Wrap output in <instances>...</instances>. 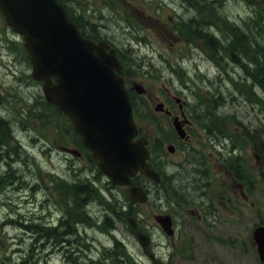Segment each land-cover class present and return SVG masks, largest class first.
I'll return each instance as SVG.
<instances>
[{
	"label": "rangeland",
	"instance_id": "rangeland-1",
	"mask_svg": "<svg viewBox=\"0 0 264 264\" xmlns=\"http://www.w3.org/2000/svg\"><path fill=\"white\" fill-rule=\"evenodd\" d=\"M78 1L81 7L85 5L87 9L91 8L89 11L91 20L100 26L103 35L109 40L116 41L121 46L118 40L124 43L122 30L129 35L126 34L128 37L142 39L138 46L134 45L137 39H133L129 44L142 55L143 60L155 61V65L148 66L149 72L146 73L148 75L143 76L137 72L139 74L137 82L143 84L146 89L144 97L147 101L144 103L149 110L154 111L155 104L160 99L166 98L164 95L166 90L174 85L182 90L178 95L186 102L189 114L195 117L196 105L200 102L202 105V101L211 103L210 98L220 93L218 76L222 82L221 88L223 85L225 100L219 106L218 112L228 117L225 126L227 129L229 126L231 140L227 142L224 137L212 138L210 134L203 132L197 122H193L190 128L192 140L185 147L188 164L178 165L177 162L182 155L179 146L173 154L164 155L163 162L167 173L174 170V177L180 178L182 175H187L195 159L202 157L203 163L210 169L211 185L209 184L208 194L212 197L227 195L229 198H196L200 193L197 180L189 184L180 183V192L184 195L181 199L176 197L175 200H179L182 205L167 203L164 199L151 198L150 202L138 206L136 212L140 214L139 220L151 231V247L154 250V256L164 257L166 264H258L255 248L249 240V232L260 218L264 219V137L250 140L244 131H250L253 128L264 130V117L257 105H251L239 94L230 98L231 96L227 93V87H229L227 74L224 69L220 71L221 67L211 61L210 51L202 38L191 39L192 36L187 38L174 30V18L177 14H180L183 20L192 16L198 18L197 14L192 13L194 8H190L186 0ZM210 1L208 8L211 9V13L203 12L206 17H215L216 23L224 27L230 24L243 25L241 30L244 29L245 22L250 19L249 15L252 11L263 7L262 0ZM208 31L218 35L216 26L208 28ZM10 32L11 29L6 26L0 13V39L6 33L10 36ZM125 43L127 46L128 42ZM254 50L256 51L257 47ZM1 53L3 55L2 57L0 55V95L12 100L11 105H6V110L12 115L17 114V111L21 109L32 110L31 113H33L36 106H41V104H35V99L40 93V86L31 83L32 79H28L31 81L30 84L26 83L28 70L21 59L15 68L11 67L15 71V75L12 76L6 66L7 58L3 52ZM176 65L177 69L173 71L172 68L175 66V69ZM180 68L183 70V75L178 72ZM233 69L236 77L243 73L237 66H233ZM229 70L231 71L232 68H228ZM18 79H23V82H17ZM15 84H17L15 86L18 87L17 90L13 88ZM256 90L264 98L260 88ZM254 94L252 96L257 97L256 93ZM171 107L177 109L175 104H171ZM154 115L160 122L167 125L166 119H162L155 111ZM195 118L198 121L197 117ZM145 124L147 132L152 133L151 121L147 120ZM28 125L31 127L25 128L26 126L16 124L10 127V131L5 132L7 143L14 146L18 141L25 152L22 153V160H15L19 157L13 159L14 161L6 159L7 162L14 163L16 168L23 170L24 182L19 184V187L9 185L6 188H0V223L5 219L21 221L23 217L27 219V222H31L30 220L37 223L54 222L63 209L62 204L56 202L58 191L53 188L52 176H57L59 181H63V178L69 181L75 177L74 174L83 176L86 173L89 176L92 171L88 153L83 148L78 146L82 154L80 157L64 155L60 145L68 143V146L74 147L70 143L72 137L69 139L64 129L52 125V122L41 124L40 121L33 119V115ZM166 131L167 136L170 137L171 132L168 129ZM17 151H19L18 147ZM235 154L242 156L244 172L242 176H247L251 180L244 181L245 187L250 189L249 202L253 203L251 208L246 205L248 203L243 204V199L239 198V188L232 184L230 177L226 175L229 169L228 161L230 164L229 156ZM5 164L0 158V169ZM242 182L243 180L239 181V183ZM97 184L110 195L108 197L113 195L124 200L122 189H107L104 179H100ZM34 185H36L35 188H33ZM171 197L175 196L171 195ZM103 202H109V200L104 198ZM209 203L216 212V218L209 221L214 227L213 229L212 226L209 227L208 233L210 236L228 240L229 244L211 239L214 244L207 245L204 244L200 235L199 248H196L194 252L190 251L189 240L194 237L198 239L194 226L201 213L200 206ZM88 208L90 213L87 214L80 209L76 210L80 214L81 221L78 225L77 234L80 238L77 253L66 252L63 247L51 246L50 241H40L37 235L33 237L31 232L17 224H12L4 228L0 227V264H23L22 258L27 250L29 256L25 255V264H91L87 256H92L94 261L95 258H103V249L115 246L116 237L121 238L126 244L122 246V249L115 251L124 257L126 264H160L158 259H151L149 253L142 249L135 234L130 229L126 230L124 222L116 221L115 231L102 226L100 220L107 210L106 205L95 202ZM160 210L169 213L175 221L177 220L174 224L177 230L176 238L174 236L171 239L165 235L155 222L154 214L161 212ZM14 213L21 214L22 218L12 217ZM82 213L85 215H81ZM107 215L112 216L110 212ZM243 241L248 244L245 251L242 248ZM30 244H33V248ZM109 254L110 249L105 256ZM118 258L113 257L106 264H116Z\"/></svg>",
	"mask_w": 264,
	"mask_h": 264
},
{
	"label": "trees",
	"instance_id": "trees-1",
	"mask_svg": "<svg viewBox=\"0 0 264 264\" xmlns=\"http://www.w3.org/2000/svg\"><path fill=\"white\" fill-rule=\"evenodd\" d=\"M59 1L64 5L68 15L84 36L93 38L103 36L102 29L99 25L90 20L89 14H86L85 12L81 13L78 10L76 7V0H69V6L65 5V1L67 0ZM209 2L211 1L186 0V3L190 6V8H194L192 13L197 14L198 18L192 16L186 20H177L178 22L174 27L180 35L187 38H190L191 36V39L202 38L205 46L211 53V60L217 64L216 66L221 67L220 71L224 69L227 74L229 80L227 93L231 96L230 98L232 99L233 96L236 97L237 94H239L244 97L247 102H250L251 105H257L264 117V98L260 95L259 91L256 90L257 88H260L261 92L264 93V0L261 1L263 7L259 6L260 9H254L252 11L250 17L251 20L248 19L247 22H245L243 30L234 24H230L228 27L218 25L215 17H206L203 13L204 11L211 13V9L208 8ZM213 26L217 27L218 35L212 34L208 31V28H212ZM123 31L124 30H122L124 43H122L121 40H118L122 47L120 50L126 57L125 67L127 72H135L139 68V63L143 61V57H141L140 53L132 49L129 45L126 46L125 42H130L131 38L128 37L129 35L125 31ZM223 31L225 33L222 34ZM255 47H257L256 51L254 50ZM19 54L21 61H23L24 58L22 53L20 52ZM242 55L244 56V61H242V58L240 57ZM233 66L241 68L243 73L236 77ZM228 68H232V70H229V72ZM178 72L183 75L182 69ZM27 78L30 79L28 76ZM218 79L220 93H217V95L213 97L214 104L209 106L208 102L202 101L203 103L201 105L200 102L199 105H196L197 108L194 116L197 117L199 123L205 128L206 132L210 134L212 138L224 137V139L228 142V140H231V137L229 136V126L228 129L225 126L226 118L228 117L222 116L217 112V106L222 105L225 100V94L222 90L223 85L221 88L222 82H220V76H218ZM254 93H256L258 98L252 96L255 95ZM132 102L138 112L141 108L143 109V112H145L144 115L146 117H151L150 114H147V108L145 107V103L142 99L136 100V98H133ZM35 104H41V106H36V110H33V113H31L32 110L23 111L21 109L20 111H17V114H13L10 117H3L1 113H4L3 111L7 112V110L0 98V158L6 163L5 166H2L0 169V188H6L9 185L19 187V184L24 182L23 170L18 167L16 168L14 163L6 161L7 158L10 161H14L13 159L18 157L19 158L15 160H22V153H25L24 150L17 145H8L5 132L10 131V127L16 124H21L26 126L25 128H30L31 125H28V121L31 119V115H33V119L40 120L41 124L52 122V125H56V127L64 129L67 133H70L66 117L59 112L54 105L45 102L39 94L35 99ZM48 124L50 125L51 123ZM244 132L246 136L250 137V140L264 137V130L262 128H253L250 131L247 130ZM17 147L20 152L17 151ZM152 152L153 163L156 167H158V169L164 172L165 164L164 162L162 163L160 159L163 157L164 152L159 144L154 147V150L152 149ZM184 157V161L178 163V165L188 164L186 163L188 160L187 151L184 153ZM229 160L231 163L230 169H232L234 173H236V176H239L240 178L242 173V156H240V154H235L229 156ZM191 166L192 168L188 170L189 172L186 173V176L182 175L180 178H175L173 170L171 173H168V175H164V180L162 182L159 184H152V186L158 190H154L156 195L160 196V199L164 200H168L170 195H174L175 197L181 199L184 194L180 192V183L187 182L189 184L191 182H197V180L199 181L200 193H205L204 190H206L205 188L208 183V174L203 163V158L201 157L199 159H195ZM180 168H183V166H180ZM96 174L97 176L100 175L99 170L96 171ZM74 176L75 177L71 180L69 179V181L67 179H63V181L56 179L53 182V188L58 191V200H56V202L62 204L63 209L62 215L59 216L55 222L43 221L42 223H37L34 220L27 222V219L23 217L24 219H21V221H17L16 219H5L2 223L5 225L17 224L26 231L31 232L33 237L37 235V239L40 241L48 240L51 242V246L64 247L66 252L74 251V253H77L79 251L78 241L80 238L77 234L79 230L78 225L81 223L79 220L80 214L76 212L77 209L82 210V212L86 214L87 207H90L95 202H99L106 205L107 212L109 211L113 213V219L115 221L120 220L122 222H125L127 215L132 213L134 206H130L126 198L122 200L112 195L113 198L110 197L109 202L104 203V196L101 194L99 188L95 186V181L89 179L86 173H84L83 176L79 174H74ZM136 178L139 181L143 177L137 176ZM35 187L36 185L33 186V188ZM52 200L53 199H51V201ZM177 202H179V200ZM126 206L127 209L124 208ZM123 208L124 210H122ZM204 209L208 210V207L205 206ZM83 213L81 215H85ZM15 216L22 218L21 214L14 213L12 217ZM102 219V226L107 227V229H114V222L112 218L107 215V213L103 215ZM119 241L114 240L115 246L111 248H104L105 246L103 245L104 249L102 255L104 257H100L97 261H91V264H106V262L113 257H119L116 259L118 261L116 264H125L126 260L123 259L124 257L118 252H115L116 249H122V246H124L121 244L122 242L120 243ZM33 244H30L31 248H33ZM109 249L110 254L105 256ZM25 255L29 256L28 250L22 258L24 259L23 264L25 263Z\"/></svg>",
	"mask_w": 264,
	"mask_h": 264
},
{
	"label": "water",
	"instance_id": "water-1",
	"mask_svg": "<svg viewBox=\"0 0 264 264\" xmlns=\"http://www.w3.org/2000/svg\"><path fill=\"white\" fill-rule=\"evenodd\" d=\"M0 9L12 30L23 35L31 76L42 81L45 100L71 118L100 170L113 183L129 184L131 202L144 201L146 194L130 183L131 176L139 170L157 181L159 175L147 162L145 139L132 140L137 127L114 51L104 41L83 38L55 0H0ZM157 219L168 231L169 217ZM252 235L264 261V226ZM137 237L145 246L147 237Z\"/></svg>",
	"mask_w": 264,
	"mask_h": 264
},
{
	"label": "flooded vegetation",
	"instance_id": "flooded-vegetation-1",
	"mask_svg": "<svg viewBox=\"0 0 264 264\" xmlns=\"http://www.w3.org/2000/svg\"><path fill=\"white\" fill-rule=\"evenodd\" d=\"M123 71H124V70H123ZM179 105H181V103H178V107H179ZM171 112H172V111H171ZM180 113H181V111H180ZM180 118H181V117L179 116V119H180ZM190 124H191V121H190L189 124L186 123V124L183 125V127L185 128L186 131H187V129L190 127ZM171 128H172V126H171ZM171 133H172V136H173L171 142H172L175 146H176V145H180V144H182V142H184L183 144H185V140L178 138L173 128H172ZM190 141H191V138H189L186 142H190ZM162 143H164V142H162ZM175 151H176V149H175ZM160 159H161V161L163 162L164 156L161 157ZM204 166H205V165H204ZM205 189H206V190H204L205 193H199L200 195H198V197H196V198H228L227 195H226V196H225V195H220V196H218V197H212V196H210V195L208 194V189H207V188H205ZM204 191H203V192H204Z\"/></svg>",
	"mask_w": 264,
	"mask_h": 264
},
{
	"label": "bare ground",
	"instance_id": "bare-ground-1",
	"mask_svg": "<svg viewBox=\"0 0 264 264\" xmlns=\"http://www.w3.org/2000/svg\"><path fill=\"white\" fill-rule=\"evenodd\" d=\"M224 20V19H223ZM225 21V20H224ZM241 58H242V61H244L243 60V58H244V56L242 55V56H240ZM17 82H23V79H18V80H16ZM187 85V84H186ZM180 89V88H179ZM181 90V89H180ZM0 98H1V100H2V102H3V104H6V105H11V101L10 100H8L6 97H3V96H1L0 95ZM4 113H1V115L3 116V117H10V116H12V114H9V112L7 111V112H5V111H3Z\"/></svg>",
	"mask_w": 264,
	"mask_h": 264
}]
</instances>
